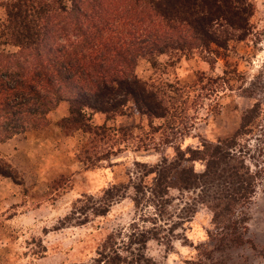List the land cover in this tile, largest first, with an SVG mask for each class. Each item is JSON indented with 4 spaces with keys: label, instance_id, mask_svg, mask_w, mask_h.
I'll list each match as a JSON object with an SVG mask.
<instances>
[{
    "label": "trees",
    "instance_id": "obj_1",
    "mask_svg": "<svg viewBox=\"0 0 264 264\" xmlns=\"http://www.w3.org/2000/svg\"><path fill=\"white\" fill-rule=\"evenodd\" d=\"M0 7L6 14L0 22V145L50 125V114L64 101L68 113L58 125L90 135L91 144L111 136L115 141L108 157L120 145V136L128 138L143 127L96 125L92 116L112 119L125 114L129 103L148 117L154 148L175 143L173 154L156 163L136 161L128 183L108 187L102 200H77L68 216L77 224L106 215L127 196L141 213L139 221L150 223L134 221L128 231L110 233L89 264H155L146 253L148 243L186 239V225L202 205H214L217 218L225 221L235 207L253 200L258 171L245 164L240 135L255 111L244 116L234 135L183 148L176 143L189 128L186 117L177 123L179 115L165 99L171 85L157 86L136 71L145 59L156 67L163 54L188 58L199 53L206 60L228 56L230 41L253 33V0H0ZM8 45L16 50H7ZM204 78L212 86L222 77L203 75L199 82ZM154 119L167 122L156 129ZM161 130L162 142L154 136ZM149 143L139 150L149 149ZM83 152L90 157L92 150ZM93 152L95 161L103 159L95 148ZM0 176L23 183L1 150Z\"/></svg>",
    "mask_w": 264,
    "mask_h": 264
},
{
    "label": "rangeland",
    "instance_id": "obj_2",
    "mask_svg": "<svg viewBox=\"0 0 264 264\" xmlns=\"http://www.w3.org/2000/svg\"><path fill=\"white\" fill-rule=\"evenodd\" d=\"M253 1V33L246 40L230 41L228 56L206 60L199 53L188 58L163 54L156 67L145 59L136 69L142 79L157 86L171 85L166 86L165 99L179 115L177 123L186 117L189 128L176 143L183 148L234 135L244 116L255 111L250 126L240 135L245 164L258 171L253 200L235 207L225 221L217 218L219 210L214 205H202L186 225V239L180 236L171 245L148 243L146 253L155 264H264V0ZM5 18L0 7V22ZM5 48L16 50L11 45ZM203 75L222 78L211 86L207 78L199 82ZM68 108L62 102L50 114V125L0 145L23 182L0 176V264H89L110 233L128 231L134 221L150 225L139 221L141 213L130 196L114 202L106 215H92L84 224L68 216L78 199L92 196L99 201L108 187L128 183L136 161L156 163L164 154L171 156L175 143L162 142L161 130L154 136L162 145L154 148L148 117L129 103L125 114L112 119L104 114L92 116L96 125L143 127L129 132L130 140L120 136V145L108 157L115 141L111 136L91 144L90 135L65 131L58 125ZM166 122L154 119L153 125L157 129ZM148 142L149 149L139 150ZM84 146L92 150V162ZM94 148L102 160H94ZM196 167L203 165L197 162Z\"/></svg>",
    "mask_w": 264,
    "mask_h": 264
}]
</instances>
